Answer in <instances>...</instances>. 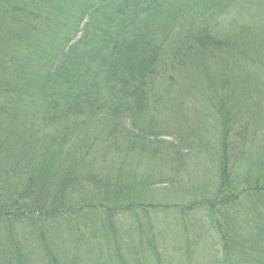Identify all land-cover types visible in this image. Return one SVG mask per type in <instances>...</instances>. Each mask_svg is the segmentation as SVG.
I'll return each instance as SVG.
<instances>
[{
    "label": "trees",
    "instance_id": "1",
    "mask_svg": "<svg viewBox=\"0 0 264 264\" xmlns=\"http://www.w3.org/2000/svg\"><path fill=\"white\" fill-rule=\"evenodd\" d=\"M250 12L261 17L240 23ZM263 13L264 0H0V264H195L208 239L207 264H264V150L240 169L250 121L221 94L219 179L193 200L154 203L145 183L118 199L102 166L114 149L146 157L162 137L192 150L180 126L155 121L177 72L211 87L220 72L232 102H264V81L235 78L264 64ZM90 115L106 128L71 142ZM161 213L182 218L180 260L163 251Z\"/></svg>",
    "mask_w": 264,
    "mask_h": 264
},
{
    "label": "rangeland",
    "instance_id": "2",
    "mask_svg": "<svg viewBox=\"0 0 264 264\" xmlns=\"http://www.w3.org/2000/svg\"><path fill=\"white\" fill-rule=\"evenodd\" d=\"M253 12L244 14L240 23L252 22L261 17V14H252ZM264 14V13H263ZM259 21V20H257ZM264 24V17L259 21L258 25ZM239 24H235L237 26ZM229 69H233L229 66ZM235 72V78H247L246 74H253L255 78L264 81V64L253 67L248 72ZM216 87H211L208 83H197L198 80L191 73L187 74L177 72L174 81L167 79L159 89L160 100L158 101V113L155 121H160L163 125L180 126L185 133L188 134L189 142L192 143V150L189 153L180 156L171 146H162L164 142H169L173 138L162 137L163 142H157L153 146L152 151L145 157L137 156V151L133 154H127L124 149L121 151L112 150L107 155L103 163V167L112 172L116 178L112 187H116V196L119 199L121 194L134 193L137 186L143 183L150 184L154 190V203L169 204L181 203L184 200H193L199 196L204 188H207L209 183L215 184L218 179V151H221L222 128L218 117V108L221 102L218 99V94L228 99L234 104L231 109L235 110L240 115V125L244 120L250 121L249 135L246 134V141H240L236 138V144L242 145L243 150L248 154L240 156V169L244 172L248 171V162L253 155L264 150V113L256 115L253 111L255 102L260 105L264 104L261 95L246 94L242 101L235 99L233 102L230 99L229 88H234V83L229 84L225 76L216 72L212 74ZM197 83V85H195ZM224 84V85H222ZM261 89L264 92V85ZM229 87V88H228ZM264 98V94L262 96ZM228 105V104H227ZM250 106V107H249ZM264 108V105H262ZM156 108V107H155ZM89 122L83 127L71 128V142H79L80 138H85L88 131H103L106 126L101 125L94 115L88 117ZM76 120H82L80 117H75ZM169 126V127H170ZM256 133V135L254 134ZM252 135H255L254 137ZM187 146V144L185 145ZM102 146H100L101 148ZM156 151V157L151 158L152 153ZM253 159H255L253 157ZM254 161V160H253ZM100 165V161H97ZM151 180V181H149ZM141 183V184H139ZM166 213H170L166 211ZM157 219V232L161 236V243L165 255L170 259L180 260L181 255L178 252V247L181 241L178 239L179 229L175 227L179 220L182 219L176 213L171 214H155ZM195 218V219H194ZM189 219L199 220L202 216H191ZM211 240L202 241V244L196 248L198 251L195 257V264H207L210 258H204L201 252L211 253Z\"/></svg>",
    "mask_w": 264,
    "mask_h": 264
}]
</instances>
